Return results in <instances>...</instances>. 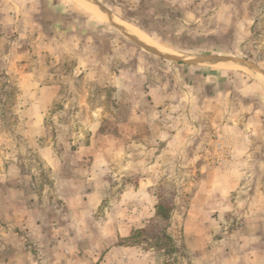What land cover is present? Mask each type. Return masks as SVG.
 I'll return each mask as SVG.
<instances>
[{"label":"rangeland","instance_id":"rangeland-1","mask_svg":"<svg viewBox=\"0 0 264 264\" xmlns=\"http://www.w3.org/2000/svg\"><path fill=\"white\" fill-rule=\"evenodd\" d=\"M93 1L179 58L150 50L72 0H0L1 177L21 189L34 221L37 210L39 220L51 210L53 222H60L66 200L86 191L97 206L84 218L101 236L122 219L117 210L122 189L135 185L123 175L124 167L132 155L139 156L133 166L152 168L150 197L159 213H136L143 227L133 237L156 249L158 264H192L178 262L176 248L199 171L231 166L244 187L229 196L236 209L223 213L213 234L245 235L240 224L251 217L262 220L254 234L263 237L264 0ZM132 12L150 33L121 18ZM47 13H55L59 23L41 24ZM197 56L244 61L261 82L241 69L198 64L192 60ZM101 134L112 144V152H104L111 161L102 173L94 169L97 177L89 181V163L77 162L72 151ZM187 140L199 144V171L185 155ZM166 141L175 145L165 147ZM50 151L59 165L47 157ZM147 198L142 191L140 202ZM6 223L0 219V264H19V255L27 256L28 264H37V258L45 264L35 230ZM252 264H264V250Z\"/></svg>","mask_w":264,"mask_h":264},{"label":"crops","instance_id":"crops-1","mask_svg":"<svg viewBox=\"0 0 264 264\" xmlns=\"http://www.w3.org/2000/svg\"><path fill=\"white\" fill-rule=\"evenodd\" d=\"M106 15L104 20L114 22L125 34L144 45L135 36L124 30L121 19L111 14ZM150 49L160 52L154 48ZM160 53L163 54V52ZM175 56L178 55L175 54ZM125 125L129 126V123ZM89 129L92 130L93 127L90 126ZM97 129L99 128L97 127ZM130 129L132 131V127ZM160 131L164 132L159 129ZM173 142L166 141L164 146L172 147L175 145V141ZM194 142V146H190L193 144L189 140L185 142L187 148L185 155L191 162L196 164L195 168L199 171V167H197L200 161L199 144L196 141ZM111 148L112 144L108 137L101 134L99 137H91L89 141L76 145V148L72 151V155L76 158L77 162L78 159H86L89 163L91 171L86 176L89 181L97 177L94 169H98L102 173L105 165L111 161L108 155L104 153L107 152L109 154V152H112L109 151ZM47 157L53 163H58L59 165L58 155H54L50 151ZM170 159L166 157L165 160L169 161ZM140 160L142 159L139 156L132 155L131 160L128 159L126 161L131 166L128 164L124 167L128 170L123 172V175L135 179V185L130 184L122 189L121 199L117 204V210L123 212L121 214L122 219H116L114 224L116 229L105 230L101 236H97V228L95 226L90 228L89 222L84 218L87 213L92 212L94 207L97 206L87 196L86 191L74 193L66 200L67 213L63 215L65 218L61 219L60 222H53L55 215L51 210L44 211L43 220H39L41 216L39 218L40 213L37 210L36 217H38V220L34 221V212L25 204V197L21 189L10 185L1 175L0 195H2V198L0 197V219L4 223L8 221L5 224L8 227L10 224L13 227L12 221L14 220L30 231L34 229L36 236L38 238L41 237L38 249L41 251V259H45V264H158L156 249L144 248L142 246L144 242L133 237L135 230L143 227L140 226L142 219H138V217L134 218L136 213L143 215V212L147 211L146 215L148 217L150 215L155 216L159 208L152 200L153 197H150L154 193L152 182L155 176L149 173L152 168L149 165L148 170H136L133 166L139 163ZM239 174L231 166L217 167L210 165L200 169L199 180L196 181V187L192 190L190 196L192 202L191 211L189 216H185L181 222L183 230L178 240L180 248H176L180 254L178 262H181V259H183L185 263L187 260H190L192 264H214L216 262L220 264H252V260H255L257 256L262 257L264 248L260 245H262L261 241L264 239V236L260 235L257 237L254 234L256 225L260 224V229L263 227L261 219L259 223L256 222V218L248 217L244 219L240 225L247 228L245 229V235L228 236L225 234L215 236L213 234V229L217 226L220 227L219 224L223 213L236 209V200L229 196L233 194V191H242L244 187L240 181ZM94 187L98 190V188L102 187V184L98 186L94 185ZM142 191L148 196L144 202H140L139 199ZM150 200L152 201L150 202ZM74 203L77 205L76 207L72 205ZM127 228L128 231L125 232ZM45 230L48 232V237H43ZM255 239H259V242ZM0 240L3 241V238L0 237ZM4 243L6 244V242ZM7 249H9V246ZM254 249L256 250L254 251ZM176 250L173 251V258L171 259H175L177 255ZM66 251L69 255L66 254ZM159 252H162V250L160 249ZM159 254L162 257L166 255V253ZM15 259L19 264H28L27 256L22 257L19 255ZM37 264H41L39 258H37Z\"/></svg>","mask_w":264,"mask_h":264},{"label":"bare ground","instance_id":"bare-ground-1","mask_svg":"<svg viewBox=\"0 0 264 264\" xmlns=\"http://www.w3.org/2000/svg\"><path fill=\"white\" fill-rule=\"evenodd\" d=\"M72 1L76 2L78 5L83 7L85 10H87L88 12H90L91 14H93L99 18L105 19L107 16L106 14H109V13H107V11L102 6H100L98 3L94 2L93 0H72ZM122 26L127 33L135 36L145 46H148L150 48H154L155 50H159L160 52H163L164 55L171 57L173 59L178 57L175 55H171V54H175V53L172 50H170L169 48H166V47L162 46L161 44L157 43L155 40H153L148 34H146L141 29H139L133 25H130L128 23H125V22L122 23ZM192 60L198 64H202L205 66L206 65H214V66H217V67L222 68V69H233V68L241 69V70L246 71L249 74L255 76L260 81V77L257 76L255 73H253L252 66L248 65L244 61H240V60L228 58V57L206 58L205 59L204 57H199V56L193 57ZM189 61H190V59H189ZM262 83L264 85V81Z\"/></svg>","mask_w":264,"mask_h":264},{"label":"trees","instance_id":"trees-1","mask_svg":"<svg viewBox=\"0 0 264 264\" xmlns=\"http://www.w3.org/2000/svg\"><path fill=\"white\" fill-rule=\"evenodd\" d=\"M144 4H146V1H143V2H141V6L142 5H144ZM58 9H56L55 11H57ZM133 13V12H132ZM63 15H65V14H63ZM141 16H143V14H141L140 16H137L138 18L139 17H141ZM66 17V16H65ZM135 17V14L133 13V14H131L130 16H127V15H121V18L123 19V20H126L127 22H130V23H133L134 25H137V26H139L140 28H142L143 30H145L146 32H149L150 33V31L148 30V28H146V26H144V25H142V24H140V22H137V21H139L138 19H135L134 18ZM55 21H57V23H59V18H58V16L55 14V13H47L46 15L44 14L43 16H42V18H41V24H47V23H49V22H55ZM159 212H158V210H157V214H158ZM165 216H166V214H165Z\"/></svg>","mask_w":264,"mask_h":264},{"label":"water","instance_id":"water-1","mask_svg":"<svg viewBox=\"0 0 264 264\" xmlns=\"http://www.w3.org/2000/svg\"><path fill=\"white\" fill-rule=\"evenodd\" d=\"M141 45V44H140ZM142 46V45H141ZM161 55V54H160Z\"/></svg>","mask_w":264,"mask_h":264}]
</instances>
